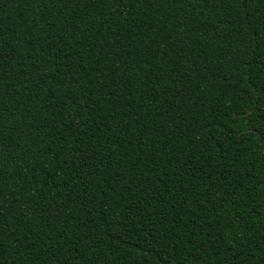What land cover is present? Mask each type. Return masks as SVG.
<instances>
[{"label": "trees", "instance_id": "1", "mask_svg": "<svg viewBox=\"0 0 264 264\" xmlns=\"http://www.w3.org/2000/svg\"><path fill=\"white\" fill-rule=\"evenodd\" d=\"M0 264H264V0H0Z\"/></svg>", "mask_w": 264, "mask_h": 264}]
</instances>
